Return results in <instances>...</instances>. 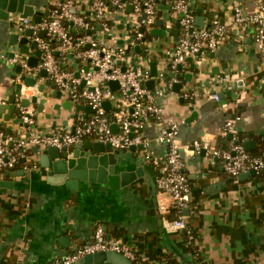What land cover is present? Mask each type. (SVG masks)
Masks as SVG:
<instances>
[{
    "label": "crops",
    "instance_id": "1",
    "mask_svg": "<svg viewBox=\"0 0 264 264\" xmlns=\"http://www.w3.org/2000/svg\"><path fill=\"white\" fill-rule=\"evenodd\" d=\"M234 1L246 11L255 8V0H193L196 13L198 8L202 9L204 21L218 14L225 22L234 15ZM26 2L43 12L48 0ZM166 8L161 3V9ZM17 15L18 12L11 13L9 18L0 17V125L11 131L20 125L15 121L18 109L11 113L9 100L11 94L18 93L9 64L12 52L21 50L22 44L11 40L13 33L23 36L17 29ZM177 30L176 22L174 29L157 34V53H166L174 45ZM252 33V26L234 28L231 37L223 39L207 56L190 57L181 70H169L171 75L181 74L180 86L174 84L172 91L157 97L163 106L164 123H179L181 153L191 183V203L184 214L196 249L183 229L172 227L173 214L164 210L172 198L157 185L159 166L145 156L150 152L154 157H163L167 151L166 142L154 139L160 124L151 119L144 128L150 144L137 147L133 161L129 157L119 158L117 172L150 163L155 168L156 181L146 169L126 185L115 187L106 182L79 180L73 189L59 173H50L51 166L40 157L43 150L36 152L34 146L27 157L29 167L16 166L0 172V264H51L55 258L89 241L100 225L108 236L134 246L151 264H264V168L255 174L241 172L233 176L218 156L211 155L205 147H193L195 141L227 146L230 139L222 136L221 128L227 119L233 118L238 138H253L252 151L261 148L264 55L257 50ZM32 41L28 38V59L37 50ZM166 59L165 55L158 59L159 68L166 70ZM38 60L41 61V55ZM225 73L233 74V79L219 82L218 78ZM34 78L35 84L26 88L28 95L45 98L41 110L38 103H31L37 128L45 132L72 128L78 116L92 111L77 110L79 103L87 105L82 101L71 103L69 109L55 107L67 98L62 94L56 96L57 88L47 73L40 70ZM41 85L43 90H39ZM186 89L195 91L194 99L184 96ZM205 89L219 92L220 99L210 97ZM235 96L237 101L232 100ZM83 139L98 140L91 136ZM121 150L126 152L129 148ZM35 162L37 166L32 165ZM4 180L11 183L2 184Z\"/></svg>",
    "mask_w": 264,
    "mask_h": 264
},
{
    "label": "built area",
    "instance_id": "2",
    "mask_svg": "<svg viewBox=\"0 0 264 264\" xmlns=\"http://www.w3.org/2000/svg\"><path fill=\"white\" fill-rule=\"evenodd\" d=\"M161 3L167 8L161 9ZM129 4L132 10H128ZM47 6L49 14L43 15L40 21L20 14L16 18L18 32L24 35L27 28L32 29L27 36L37 41L41 61L31 65L27 53L21 50H14L9 58L13 82L21 83L15 102L22 120L12 133L0 129V172L14 169L20 158L25 159L23 167H29L27 157L32 146H38L39 151L49 146L70 147L89 136L110 142L113 149H128L133 144L148 146L151 139L144 128L152 119L160 124V132L154 139L166 142L167 151L163 157H154L150 152L145 156L159 166L157 185L172 198L171 204L164 208L173 214L172 227L183 229L188 241L194 243L184 214L191 203V183L181 153L179 123H164L163 106L157 97L172 91L173 85L181 81L179 72L171 75L169 70H181L179 64L183 65L190 57L207 56L223 39L231 37L234 28L252 26L256 48L264 55V0H255L252 11H246L234 1V15L229 22L212 14L203 25L195 24L197 13L193 0H48ZM159 19L162 24H158ZM176 22L179 26L174 45L166 49V53H157L158 35L151 30L156 27L174 29ZM41 30H45L44 35L40 34ZM51 39L57 41L54 43ZM137 45L140 50L136 49ZM164 55L167 71L158 66V59H164ZM152 60L157 61L156 74L151 69ZM42 68L71 103L82 101L92 107L90 113L76 118L72 128L45 132L37 128L34 107L22 103L24 97H30L25 77L34 78ZM112 79L119 84L115 89L109 83ZM150 79H154L153 86L147 85ZM230 79L233 74L225 73L218 81L224 83ZM204 93L216 100L221 97L219 92L209 89ZM183 94L195 98V91L190 89ZM105 100L110 101L109 107L104 105ZM232 100L237 101V97ZM221 133L231 135L227 146L195 141L194 149L205 147L211 155L220 158L224 169L233 176L249 169L259 172L264 168V147L258 153L246 148L238 138L233 118L224 122ZM32 165L37 166V163ZM99 250L120 252L134 264H151L134 246L119 237L108 236L101 225L89 241L55 258L51 264H70Z\"/></svg>",
    "mask_w": 264,
    "mask_h": 264
},
{
    "label": "water",
    "instance_id": "3",
    "mask_svg": "<svg viewBox=\"0 0 264 264\" xmlns=\"http://www.w3.org/2000/svg\"><path fill=\"white\" fill-rule=\"evenodd\" d=\"M48 4V3H47ZM128 10H132V5H128ZM18 12L21 16H32L35 21H40L42 16L49 14V7L42 12L36 10L34 5L26 2V0H0V17L9 18L11 13ZM198 14L195 17V24L203 25L204 15L202 14V9L198 8ZM158 24H162V20L157 21ZM121 26V24L119 25ZM177 26L179 23L177 22ZM152 34H165L166 29L163 27H156L151 30ZM32 33L31 28H27L23 36L18 35V33H13L11 40L14 43L22 42L21 51L28 53L29 44L28 36ZM41 35L45 34V30L40 31ZM122 41V40H120ZM32 46L37 48L35 55H31L28 59L31 65H36L38 63V55H41V50L38 48V43L35 39L32 41ZM137 50H140V45L136 46ZM14 52H12V55ZM183 65L179 64V69H182ZM21 69L20 65L17 66V70ZM151 69L154 74L157 73V61H151ZM168 68H166V71ZM42 74H46L47 71L45 68L41 69ZM180 76V74H178ZM189 76V74H188ZM25 84L34 85L36 80L31 76L25 77ZM84 83V82H83ZM112 88L118 87V81L112 79L109 81ZM148 85H154V79H150L147 82ZM175 85L180 86L179 82H176ZM43 85L39 86V90H43ZM21 89V83L16 84V91L19 92ZM56 96H61V91L56 90ZM16 95L13 93L10 95V112L12 113L16 108ZM45 98L39 100L37 95H32L30 97H24L22 103L25 105L31 103H38L39 109L43 108ZM104 105L106 107L110 106V101L105 100ZM4 107V105H2ZM63 106L67 109L71 107V102L69 99L64 100L62 103H57L55 107L59 108ZM84 108L86 110H93L91 105H84L82 103L78 104V109ZM3 109V108H2ZM9 114L5 118H9ZM22 119L18 117L15 121L20 122ZM57 124V119L55 117L54 126ZM115 124L112 125L114 129ZM231 135L229 134V137ZM246 148L252 150L255 147V140L253 138H247L243 141ZM143 148V144L131 145L129 150L124 152L121 149H113L112 145L108 141L102 140H91V139H79L75 145L70 147L64 146L59 148L57 146H49L46 150L41 152V159H45V165L51 166L50 173H59L61 177L66 178L67 184L70 188L75 189L78 185L79 180H90L98 182H106L111 186H120L126 185L130 182L136 180L139 176H142L147 169L151 174L154 181H156V172L155 168L150 163L138 164L134 169H123L117 172L119 165V158H130L134 160L133 152L135 149ZM36 152L39 151L38 146H34ZM257 171L255 169H249L243 171L242 174L250 175L255 174ZM8 180H4L2 184H9ZM70 264H134V262L125 256L124 254L113 251V250H99L93 253H88L83 255L79 260L72 262Z\"/></svg>",
    "mask_w": 264,
    "mask_h": 264
},
{
    "label": "trees",
    "instance_id": "4",
    "mask_svg": "<svg viewBox=\"0 0 264 264\" xmlns=\"http://www.w3.org/2000/svg\"><path fill=\"white\" fill-rule=\"evenodd\" d=\"M54 43L57 41L56 39H51ZM0 129H2V130H4L5 132H7V133H12V131L11 130H8L5 126H3V125H0ZM224 138H227L228 137V135H222ZM239 140L240 141H244V139L242 138V137H240L239 136ZM264 147V140H263V143H262V145H261V148L259 149V150H257V151H252V152H254V153H258V152H260L261 150H262V148ZM24 163H25V159L24 158H20V160L18 161V163H17V165L16 166H18V167H20V166H24ZM191 246H192V248L193 249H196L195 248V246L193 245V243H191ZM170 264H179L178 262H176V261H172V263H170Z\"/></svg>",
    "mask_w": 264,
    "mask_h": 264
}]
</instances>
